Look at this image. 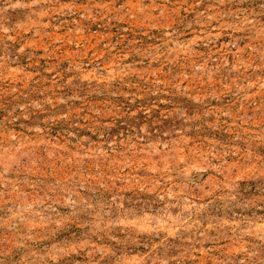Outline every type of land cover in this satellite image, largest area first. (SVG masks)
Instances as JSON below:
<instances>
[{"label":"rangeland","instance_id":"obj_1","mask_svg":"<svg viewBox=\"0 0 264 264\" xmlns=\"http://www.w3.org/2000/svg\"><path fill=\"white\" fill-rule=\"evenodd\" d=\"M0 264H264V0H0Z\"/></svg>","mask_w":264,"mask_h":264}]
</instances>
